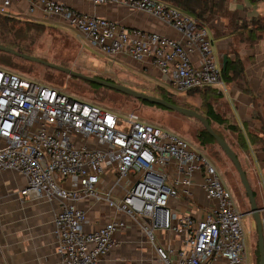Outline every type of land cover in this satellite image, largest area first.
Here are the masks:
<instances>
[{
	"label": "built area",
	"instance_id": "built-area-1",
	"mask_svg": "<svg viewBox=\"0 0 264 264\" xmlns=\"http://www.w3.org/2000/svg\"><path fill=\"white\" fill-rule=\"evenodd\" d=\"M90 1L143 10L182 38L129 29L57 0H29V12L41 9L60 17L106 55L125 53L137 61L151 60L181 93L225 86L210 27L200 25L191 13L159 0ZM12 2L4 0L0 12L8 14ZM194 52L201 55L199 64L192 59ZM124 113L120 116L0 67V170L26 177L22 195L59 200L54 220L58 264H100L116 233L128 228L125 219L112 217L86 230L87 214L78 202L89 199L134 219L153 242L156 231H165L168 241L178 236L175 247L156 245L162 264H213L220 259L247 264L243 213L215 165L182 135L135 111ZM197 174L207 197L217 203L199 218L173 212L170 200L191 198Z\"/></svg>",
	"mask_w": 264,
	"mask_h": 264
},
{
	"label": "crops",
	"instance_id": "crops-1",
	"mask_svg": "<svg viewBox=\"0 0 264 264\" xmlns=\"http://www.w3.org/2000/svg\"><path fill=\"white\" fill-rule=\"evenodd\" d=\"M3 1L0 0V7ZM57 1L89 14L112 19L129 29L157 32L174 39L182 38L175 28L155 16L122 3L95 5L90 0ZM29 6V0H13L7 13L37 22L46 23L51 20L66 24L60 17L47 15L41 9L30 13ZM229 8L236 11L241 20H236L231 25L229 17L217 16L209 23L213 51L219 64H222L224 55H235L232 51L238 54L246 64V77L254 95L244 92L236 83H226L223 88L216 87L221 93L219 103L224 106L228 121L235 124L238 130H230L219 123L215 127L238 155L257 202L264 207V149L250 140L251 133L258 132L261 119H264V35L254 45H249L242 40L248 31L241 27L244 20L264 18V0H229ZM48 26L52 27L49 24ZM68 26L77 35L80 55L84 56L91 71H96L102 77L119 79L128 85H134L132 82L147 85L169 83L166 76L149 59L137 61L125 53L116 56L103 53V58H97L89 39L76 28ZM192 59L195 64H199L200 53L194 52ZM238 133L245 137L246 146L240 145ZM196 144L199 150H203L199 142ZM202 183V176L197 174L191 186L192 197L172 198L171 210L199 218L213 207L217 202L207 197ZM26 185L27 179L21 173L0 170V264H58L60 257L57 253L54 220L60 207L59 200L34 199L22 195L21 190ZM78 205L87 214L86 230L96 229L112 217L125 219L128 223L127 229L116 233L112 249L100 264H162L156 253V245L175 247L179 244L178 236L168 241L165 231H156L153 242L134 219L114 211L106 203L89 199L79 201ZM261 213L264 218V209ZM213 264L225 262L220 259Z\"/></svg>",
	"mask_w": 264,
	"mask_h": 264
},
{
	"label": "rangeland",
	"instance_id": "rangeland-1",
	"mask_svg": "<svg viewBox=\"0 0 264 264\" xmlns=\"http://www.w3.org/2000/svg\"><path fill=\"white\" fill-rule=\"evenodd\" d=\"M65 23L67 25L60 22H52L51 20L47 21L46 24L52 27H47L44 34L38 38L37 42L32 46L31 55L52 64L63 65L75 71L99 77L100 75L96 71L90 70L84 56L80 55L78 37L73 33L72 28L68 26L70 24ZM93 52L97 58L104 57L103 52L95 47H93ZM14 60L17 65L11 67L4 64L0 65L17 71L32 81L53 85L75 99L84 101L89 99L102 106L111 108L120 116H124L126 111H135L144 119L161 124L164 128H169L182 135L194 148H199L193 136L202 126L194 118L186 117L174 110H161L156 108V106H144L139 101L121 95L122 93L107 87L102 88L110 92L103 89L93 90L96 87L89 81L84 80V78L68 74L41 61H33L21 57H17ZM132 84L139 85L144 83L132 82ZM163 86L169 92L174 93L175 99L181 104L197 111L204 110L203 99L198 91L184 94L177 91L167 82H164ZM205 153L208 160L215 165L222 181L232 193L235 204L243 213L242 224L245 232L247 264H259L257 226L253 216L246 213L250 209V201L239 174L233 163L218 145L209 146Z\"/></svg>",
	"mask_w": 264,
	"mask_h": 264
},
{
	"label": "trees",
	"instance_id": "trees-1",
	"mask_svg": "<svg viewBox=\"0 0 264 264\" xmlns=\"http://www.w3.org/2000/svg\"><path fill=\"white\" fill-rule=\"evenodd\" d=\"M159 1L176 6L184 11L191 13L198 20L200 25H206V24L209 25V23L217 16L229 17L231 25H233L236 20H241V18L238 16V13L236 11L230 10L229 0H159ZM47 27H50V26H48L46 23H43V22L28 20V19L13 16L11 14L0 12V45H4L6 47L13 48L21 53H26V54L31 55L32 46L37 42L38 38L44 34ZM241 27H243L245 30L248 31L247 36H243L242 40L248 42L249 45H254L264 35V18H252L251 21L244 20L241 23ZM233 53L235 54L233 56H231V54H228L226 68L222 71L223 78L226 83H236L237 86L241 90H243L244 92L248 94L254 95L252 89L249 86V83L246 77V73H245L246 64L242 59H240V57L238 56L237 53H235V51H232V54ZM17 57L19 56L0 50V64H4L10 67L17 65L16 61L14 60ZM0 67L5 68L7 70H11L1 65ZM14 72H17V71H14ZM99 77L116 82V83H121V84L130 86L136 90H139V91H142L148 94L156 95L159 97H163V98H166L172 101L173 103L183 105L177 99H175L174 93L169 92L161 84L147 85L144 83V84H139V85L138 84L128 85L126 83H123L119 79H113L111 77H102V76H99ZM90 83L93 84L94 87H96L93 90H100V89L106 90L102 87H107V86L100 85L94 82H90ZM107 88L113 89L111 87H107ZM113 90H116V89H113ZM194 91H198L202 95V99H203L202 102H203L204 110H199V112L204 114L208 118L213 129L222 138H224V136L215 127L216 123H219L220 125H223L225 128H228L233 131L238 130V127L235 124H232L228 121V118L225 114L224 106H222L221 103H219V98L221 97V93L217 91L216 87L205 86L201 88H194L188 91L187 94L194 92ZM120 93H122L121 95H125L127 97H131L139 101L144 106H156V108L161 109V110H172L160 104H155L147 100L135 98L123 92H120ZM89 101L96 103L92 100H89ZM105 108H108V107H105ZM259 117L260 115H258V118ZM195 120L198 121L202 127L201 129H198L196 131L195 135L193 136V139H195L196 142H199L201 148L203 149L200 151H202L206 155L204 151H206L209 148V146L213 144H216L219 146V144L217 143L215 138L212 135H210L209 132L204 128L202 123L197 119ZM146 121L154 123L149 120H146ZM154 124L162 126L161 124H158V123H154ZM166 129H169V128H166ZM238 139H239V143L241 146L243 147L246 146L245 137L241 133H238ZM250 140H251V143H253L254 145L258 146L261 149H264V119H261V124L258 128V132L251 133ZM258 253H259V259H260L259 250H258Z\"/></svg>",
	"mask_w": 264,
	"mask_h": 264
},
{
	"label": "water",
	"instance_id": "water-1",
	"mask_svg": "<svg viewBox=\"0 0 264 264\" xmlns=\"http://www.w3.org/2000/svg\"><path fill=\"white\" fill-rule=\"evenodd\" d=\"M0 50L15 54V55L22 57V58H25V59H29V60H33V61H41L48 66L58 68L60 70L65 71L68 74H73V75L79 76L81 78H84V80L94 82V83H97L100 85H104L107 87H111L113 89H116L120 92H123L125 94L130 95V96H133L135 98H140L143 100H147L151 103L160 104L166 108H169V109H172L176 112H179L186 117L195 118V119L199 120L202 123V125L204 126V128L209 132V134L215 138V140L217 141V143L221 147L222 151L225 153V155L233 163V165L235 166V168L239 174L241 183L244 186V189H245V191L248 195L249 201H250V209L248 211H246V213L253 216V218L255 219V222H256V226H257L258 245H259V251H260L259 264H264V218L262 217V213H261L262 210L264 209V207H261L258 204L254 190L252 188V185L250 184V181L247 177V174H246L244 168L242 167V164H241L240 159L238 158L236 152L230 146V144L213 129L208 118L204 114L200 113L199 111H197L193 108L173 103L172 101H170L166 98L159 97V96L152 95V94H148V93L136 90L130 86H127V85H124L121 83H116V82H113V81H110V80H107V79H104V78H101L98 76H93V75L85 74V73H82L79 71H75V70H73L69 67L63 66V65L52 64V63L43 61V60H41V59H39L33 55L21 53V52L15 50L13 48L6 47L4 45H0ZM227 60H228V55H224L223 61H222V69L223 70L226 68ZM144 219L148 223H150L149 217H145Z\"/></svg>",
	"mask_w": 264,
	"mask_h": 264
},
{
	"label": "flooded vegetation",
	"instance_id": "flooded-vegetation-1",
	"mask_svg": "<svg viewBox=\"0 0 264 264\" xmlns=\"http://www.w3.org/2000/svg\"><path fill=\"white\" fill-rule=\"evenodd\" d=\"M259 261H260V259H259Z\"/></svg>",
	"mask_w": 264,
	"mask_h": 264
}]
</instances>
